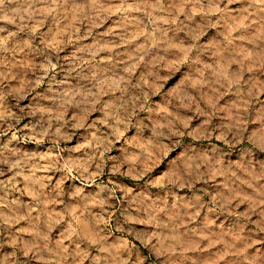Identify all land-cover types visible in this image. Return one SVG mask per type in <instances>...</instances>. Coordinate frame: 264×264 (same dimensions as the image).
Listing matches in <instances>:
<instances>
[{"label": "clouds", "instance_id": "clouds-1", "mask_svg": "<svg viewBox=\"0 0 264 264\" xmlns=\"http://www.w3.org/2000/svg\"><path fill=\"white\" fill-rule=\"evenodd\" d=\"M0 264H264V0H0Z\"/></svg>", "mask_w": 264, "mask_h": 264}]
</instances>
